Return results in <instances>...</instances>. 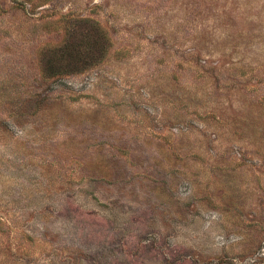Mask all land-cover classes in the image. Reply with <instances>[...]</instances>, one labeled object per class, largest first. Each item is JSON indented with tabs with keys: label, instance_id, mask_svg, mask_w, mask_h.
<instances>
[{
	"label": "rangeland",
	"instance_id": "1",
	"mask_svg": "<svg viewBox=\"0 0 264 264\" xmlns=\"http://www.w3.org/2000/svg\"><path fill=\"white\" fill-rule=\"evenodd\" d=\"M0 264H264V0H0Z\"/></svg>",
	"mask_w": 264,
	"mask_h": 264
}]
</instances>
